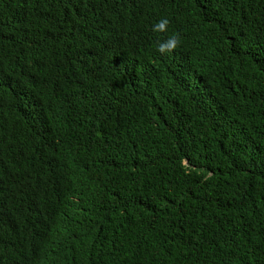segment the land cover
I'll list each match as a JSON object with an SVG mask.
<instances>
[{
	"label": "trees",
	"instance_id": "trees-1",
	"mask_svg": "<svg viewBox=\"0 0 264 264\" xmlns=\"http://www.w3.org/2000/svg\"><path fill=\"white\" fill-rule=\"evenodd\" d=\"M0 264H264V0H0Z\"/></svg>",
	"mask_w": 264,
	"mask_h": 264
},
{
	"label": "clouds",
	"instance_id": "clouds-1",
	"mask_svg": "<svg viewBox=\"0 0 264 264\" xmlns=\"http://www.w3.org/2000/svg\"><path fill=\"white\" fill-rule=\"evenodd\" d=\"M170 21L167 18H162L160 21L154 24L153 31L155 32H167ZM180 44V35L174 33L170 35L164 42L159 43L157 51L160 53L171 52L175 50Z\"/></svg>",
	"mask_w": 264,
	"mask_h": 264
}]
</instances>
